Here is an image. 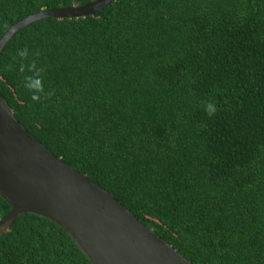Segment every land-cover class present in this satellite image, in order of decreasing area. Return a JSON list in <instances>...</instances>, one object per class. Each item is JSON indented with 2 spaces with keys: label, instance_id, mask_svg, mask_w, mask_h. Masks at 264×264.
<instances>
[{
  "label": "trees",
  "instance_id": "1",
  "mask_svg": "<svg viewBox=\"0 0 264 264\" xmlns=\"http://www.w3.org/2000/svg\"><path fill=\"white\" fill-rule=\"evenodd\" d=\"M93 1L0 0V37ZM0 96L191 264H264V0H116L31 23L0 54ZM10 209L0 197V218ZM0 264L91 263L25 214Z\"/></svg>",
  "mask_w": 264,
  "mask_h": 264
},
{
  "label": "water",
  "instance_id": "2",
  "mask_svg": "<svg viewBox=\"0 0 264 264\" xmlns=\"http://www.w3.org/2000/svg\"><path fill=\"white\" fill-rule=\"evenodd\" d=\"M116 0L33 13L0 37L6 43L31 23L95 15ZM0 197L11 207L0 238L25 214L60 227L91 264H191L112 195L31 136L0 96Z\"/></svg>",
  "mask_w": 264,
  "mask_h": 264
},
{
  "label": "clouds",
  "instance_id": "3",
  "mask_svg": "<svg viewBox=\"0 0 264 264\" xmlns=\"http://www.w3.org/2000/svg\"><path fill=\"white\" fill-rule=\"evenodd\" d=\"M212 114V110H211V108H209V115H211Z\"/></svg>",
  "mask_w": 264,
  "mask_h": 264
}]
</instances>
